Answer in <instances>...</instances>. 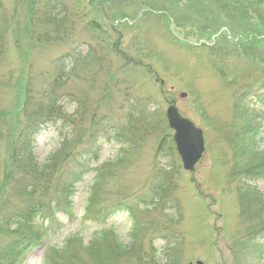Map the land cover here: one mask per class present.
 Segmentation results:
<instances>
[{
  "label": "rangeland",
  "instance_id": "374dc122",
  "mask_svg": "<svg viewBox=\"0 0 264 264\" xmlns=\"http://www.w3.org/2000/svg\"><path fill=\"white\" fill-rule=\"evenodd\" d=\"M31 1L0 0V115L6 120L0 124V175L25 122L27 79L68 55L58 95L70 96L63 100L69 117L65 126L53 120L38 135V163L64 138L66 151L84 133L76 150L82 149L91 116L114 125L140 106L143 117L136 119L130 140L103 144L91 170L112 177L105 192L114 191L115 201L131 203L162 170L175 188L166 203L177 204L166 212L140 207L139 232L130 240L134 229L127 213L105 216L99 224L85 218L90 172L68 198L49 191L48 198L64 211L56 213L58 223L51 224L47 241L20 252L16 264H62L65 250L74 253L75 264H166L167 244L174 251L170 264H264V237H253L259 222L242 218L240 206L246 188L264 195V182L246 185L240 175L253 160L238 151L244 113L251 114L249 126L260 138L257 151L264 152V90L258 89L264 79V0H59L57 6L54 0H33L29 28ZM54 17L58 20L51 22ZM79 55L85 63H76ZM246 88L248 96L234 109ZM170 102L203 134L204 153L193 172L182 170L174 148L165 119ZM68 161L59 169L77 167Z\"/></svg>",
  "mask_w": 264,
  "mask_h": 264
},
{
  "label": "trees",
  "instance_id": "16d2710c",
  "mask_svg": "<svg viewBox=\"0 0 264 264\" xmlns=\"http://www.w3.org/2000/svg\"><path fill=\"white\" fill-rule=\"evenodd\" d=\"M54 2V6L59 4V0H54ZM33 8L34 1L32 0L29 7V28L30 21L33 19ZM57 20L58 18L54 17L51 22ZM2 42L0 32V54L2 53ZM68 60V55L60 56L52 62L43 74L30 76L23 87L24 97L21 114L25 122L12 138L9 149V165L7 170L0 175V239L2 238L0 240V264H16L20 252L27 248L40 246L44 241H47L51 233L49 230L51 224L58 223L56 213L64 211L56 203L51 202L48 198L49 191L53 188L57 196L68 198L75 193L77 184L91 171L94 172L93 183L91 192L86 199L87 204L84 207L85 218L99 224L105 221V216L109 218L118 212L127 213L134 229L130 240L139 232L137 211L140 210V207H158L161 211L166 212L171 210L169 209L170 206L174 208L177 204L175 199L172 203H166L167 198H172L171 194L175 188L162 170L152 174L145 194L137 197L133 203L127 200L115 201L114 191L105 192L106 182L111 181L112 177L110 175L106 177L102 171H97V169L91 170V164L99 160L103 144L111 142L126 143L130 140L129 136L133 135L136 127V119L143 117V110L138 104V107L132 109V113H126L114 125H110L105 117L96 119L91 116V126L86 134V143L82 149L76 150L82 143L84 133L78 134L74 139V146L72 144V147H69L66 151L65 147L68 146V140L64 138L59 143V148L56 151L50 153L42 164L38 163L34 155L38 135L53 120H60L65 126V123H67L66 117H69L64 111L63 100H68L70 96L58 95V90L67 79L66 63ZM75 61L76 63L86 62L83 55L82 58L79 55ZM260 86L264 87V80ZM248 92L249 90H245L237 98L238 101L235 103L234 108H238V102H241ZM250 115L247 116L244 113L239 115L240 131L238 136H242V138L238 140L240 143L238 151L242 156L247 155L249 159L256 163L252 167L253 161H249L248 164L246 163L244 172H241L242 175L240 176L245 179L246 185H249L250 182L253 185L258 180L264 182V152L257 151L260 138H256L255 129L249 126ZM5 122V118L0 115V124H5ZM3 136L4 129H0V140ZM162 142H160V145ZM66 160L77 163V169L60 170V162ZM253 187L256 188V186ZM100 190H102L103 198L100 197ZM246 191L251 198L247 194L240 195L241 217H245L247 222L257 220L259 228L253 237L261 236L263 238L264 195L254 196L249 192V188H246ZM110 197V204H106V206H103L104 209H101L100 204H105L104 199ZM88 215L91 217H88ZM179 217L180 215L177 213L174 220L178 221ZM260 221H262L261 224ZM33 226H36L34 230ZM172 246V244H167L164 248L166 264H170L174 256ZM93 248L90 247V249ZM95 256L93 254L92 257ZM96 258H98V254ZM60 260L62 264H75L76 261L74 253L67 250L64 253L62 252Z\"/></svg>",
  "mask_w": 264,
  "mask_h": 264
},
{
  "label": "water",
  "instance_id": "95a60500",
  "mask_svg": "<svg viewBox=\"0 0 264 264\" xmlns=\"http://www.w3.org/2000/svg\"><path fill=\"white\" fill-rule=\"evenodd\" d=\"M180 97H184V95L182 94ZM166 118L169 128L175 132L173 141L183 169L192 172L194 165L203 153L201 130L197 129L190 121L181 118L174 106L167 108Z\"/></svg>",
  "mask_w": 264,
  "mask_h": 264
}]
</instances>
